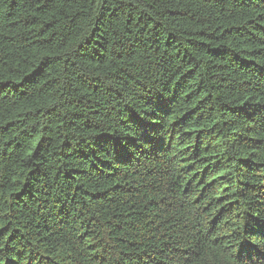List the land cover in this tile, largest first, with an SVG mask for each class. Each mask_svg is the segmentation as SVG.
Returning <instances> with one entry per match:
<instances>
[{"label": "trees", "instance_id": "16d2710c", "mask_svg": "<svg viewBox=\"0 0 264 264\" xmlns=\"http://www.w3.org/2000/svg\"><path fill=\"white\" fill-rule=\"evenodd\" d=\"M0 264H264V0H0Z\"/></svg>", "mask_w": 264, "mask_h": 264}]
</instances>
